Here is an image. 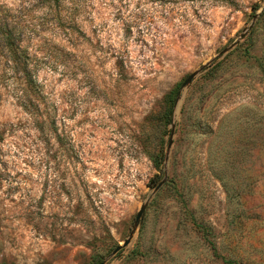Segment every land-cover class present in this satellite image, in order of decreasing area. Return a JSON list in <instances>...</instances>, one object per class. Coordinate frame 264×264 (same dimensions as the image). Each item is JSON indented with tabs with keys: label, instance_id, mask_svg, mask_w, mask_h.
Returning <instances> with one entry per match:
<instances>
[{
	"label": "rangeland",
	"instance_id": "1",
	"mask_svg": "<svg viewBox=\"0 0 264 264\" xmlns=\"http://www.w3.org/2000/svg\"><path fill=\"white\" fill-rule=\"evenodd\" d=\"M0 5V264H264V0Z\"/></svg>",
	"mask_w": 264,
	"mask_h": 264
},
{
	"label": "trees",
	"instance_id": "2",
	"mask_svg": "<svg viewBox=\"0 0 264 264\" xmlns=\"http://www.w3.org/2000/svg\"><path fill=\"white\" fill-rule=\"evenodd\" d=\"M40 1L50 9H57L62 3V0ZM25 28L22 16H16L11 13L10 9L0 5V75L7 74L8 71L21 78L24 82V89L22 88L19 91L20 93L26 92L28 89H34L36 85L32 77L31 58L29 47L26 44ZM205 67H208V65ZM175 100L176 97L174 96L169 110L170 115ZM155 165L160 167L161 159L156 160Z\"/></svg>",
	"mask_w": 264,
	"mask_h": 264
},
{
	"label": "water",
	"instance_id": "3",
	"mask_svg": "<svg viewBox=\"0 0 264 264\" xmlns=\"http://www.w3.org/2000/svg\"><path fill=\"white\" fill-rule=\"evenodd\" d=\"M263 12H264V7L261 9V11H260L258 14L255 15V17H254V22H253L252 25L250 26L249 30H251V29L253 28L254 23L256 22V20L259 18V16H260ZM246 33H247V32H246ZM246 33H244V34L241 35L240 40H243V39L245 38ZM240 40H239V41H240ZM239 41H236V42L232 45L231 49H232V48H235V47L239 44ZM229 50H230V49H226V50H224V51L222 52V55L227 54ZM199 74H200V71H197V72L192 73V74L188 77V79L185 81V83L183 84V87L185 88V87L189 86ZM174 127H175V126L173 125L172 136H173V134H174ZM172 143H173V142H172V139H171L170 142H169V148L171 147ZM164 183H165V181H162V182L158 185V187L155 189L154 192L157 193V192L162 188V186L164 185ZM147 205H148V204L146 203V204H143V205L141 206V208H140V210H139V212H138V214H137V216H136V220H135V224H134V228H133V232H132V234L130 235L129 239H127V240L123 243V245H120V246L114 251V253H113L114 255L118 254L122 249L128 247V246L131 244V240H132V238H133V236H134V233H135V231L137 230V228L139 227V225H140V223H141V221H142L143 216L145 215V212H146V209H147ZM105 263H106V262H103L102 264H105Z\"/></svg>",
	"mask_w": 264,
	"mask_h": 264
}]
</instances>
